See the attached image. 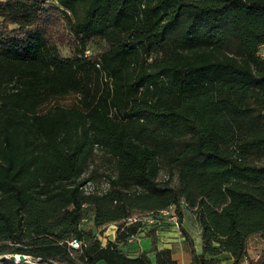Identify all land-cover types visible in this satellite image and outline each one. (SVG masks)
Listing matches in <instances>:
<instances>
[{"label":"trees","instance_id":"trees-1","mask_svg":"<svg viewBox=\"0 0 264 264\" xmlns=\"http://www.w3.org/2000/svg\"><path fill=\"white\" fill-rule=\"evenodd\" d=\"M263 54L264 0H0V264H177L125 222L170 206L264 264Z\"/></svg>","mask_w":264,"mask_h":264},{"label":"crops","instance_id":"crops-1","mask_svg":"<svg viewBox=\"0 0 264 264\" xmlns=\"http://www.w3.org/2000/svg\"><path fill=\"white\" fill-rule=\"evenodd\" d=\"M157 236H158V248L159 249H169L171 251V256L177 264H190V251L187 247V244L184 240L179 237L178 229L170 225H160L157 227ZM143 237V234L138 235L135 238L136 245L140 248L141 251H146L149 249L146 242L140 241V238ZM195 248L198 252L199 250V237L195 239ZM226 261H223L219 264H232V261L227 259V256L224 255ZM247 261H242L239 264H247Z\"/></svg>","mask_w":264,"mask_h":264},{"label":"rangeland","instance_id":"rangeland-1","mask_svg":"<svg viewBox=\"0 0 264 264\" xmlns=\"http://www.w3.org/2000/svg\"><path fill=\"white\" fill-rule=\"evenodd\" d=\"M164 178L163 175L161 174V179ZM107 188V183L104 179L98 180L96 182L90 183L89 185H87V190H97L99 191H103ZM184 211V223L187 229H189V231L192 233L194 240L198 237L197 234V226L193 220V218L191 217L190 212L186 211L185 209ZM138 214L144 215L145 213L143 212H139ZM144 217V216H143ZM145 218V217H144ZM156 225L157 227H159L160 225H170V226H174L176 228V226L173 224L172 221H169L167 218H161V219H157L156 220ZM154 224L150 225L152 228H155ZM150 227H147L146 229H149ZM114 235V227L112 226H108L106 228V232L104 234V237L109 238L111 236ZM180 237V235H178ZM102 242L104 239H101ZM146 242L149 249L146 251L150 250V240L147 237H142L140 238V241ZM141 248V247H140ZM260 249L261 246L259 243L256 242L255 239H249L248 243H247V256H248V261L252 262V264L258 259V256L260 254ZM199 250V249H198ZM220 263L223 261H226V258H224V256L220 257ZM247 261V260H246ZM248 261L246 263H248ZM14 264H30V259L27 258L25 261H16Z\"/></svg>","mask_w":264,"mask_h":264},{"label":"built area","instance_id":"built-area-1","mask_svg":"<svg viewBox=\"0 0 264 264\" xmlns=\"http://www.w3.org/2000/svg\"><path fill=\"white\" fill-rule=\"evenodd\" d=\"M262 56L264 57V54ZM161 218H167L169 221H172L173 224L177 228V224H176L177 217H176V213H175V206H170L166 209L156 211L155 213L150 212V213H145L144 215L134 214V215L128 217L125 222L127 225L134 224V223H141L142 227H144L145 229L147 227H150L149 229H152V227L150 225H152V224L156 225V220L161 219ZM149 229H147V230H149ZM155 229L157 230V225L155 226ZM68 246L72 250H78L80 248V245H79L77 240H71L68 243Z\"/></svg>","mask_w":264,"mask_h":264},{"label":"water","instance_id":"water-1","mask_svg":"<svg viewBox=\"0 0 264 264\" xmlns=\"http://www.w3.org/2000/svg\"><path fill=\"white\" fill-rule=\"evenodd\" d=\"M15 259H18V261H25L27 257L22 256V255H14L9 258V261L12 262L13 264L16 262ZM17 261V262H18Z\"/></svg>","mask_w":264,"mask_h":264},{"label":"bare ground","instance_id":"bare-ground-1","mask_svg":"<svg viewBox=\"0 0 264 264\" xmlns=\"http://www.w3.org/2000/svg\"><path fill=\"white\" fill-rule=\"evenodd\" d=\"M15 261H18V259H15Z\"/></svg>","mask_w":264,"mask_h":264}]
</instances>
